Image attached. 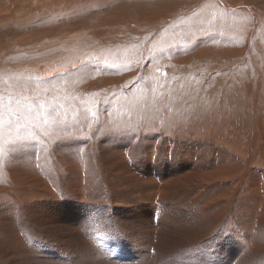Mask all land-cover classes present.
Segmentation results:
<instances>
[{"label": "rangeland", "instance_id": "374dc122", "mask_svg": "<svg viewBox=\"0 0 264 264\" xmlns=\"http://www.w3.org/2000/svg\"><path fill=\"white\" fill-rule=\"evenodd\" d=\"M73 1L0 0V264H264V0ZM241 150L205 203L196 163Z\"/></svg>", "mask_w": 264, "mask_h": 264}, {"label": "bare ground", "instance_id": "6f19581e", "mask_svg": "<svg viewBox=\"0 0 264 264\" xmlns=\"http://www.w3.org/2000/svg\"><path fill=\"white\" fill-rule=\"evenodd\" d=\"M78 0H76V3H78L77 2ZM80 1H82V0H80ZM38 2V1H37ZM50 2V1H49ZM70 2V1H69ZM73 2H75V1H73L72 0V3ZM204 44V43H203ZM182 49V48H181ZM170 53V52H169ZM178 53V52H177ZM174 54V53H173ZM186 54V53H185ZM183 56H184V54H182ZM188 55V54H187ZM178 57V56H177ZM176 57V58H177ZM77 63V62H76ZM91 66V65H90ZM78 67V66H77ZM73 68V67H72ZM96 67H94V69L92 68V70H90V71H88V73L90 74V75H84V76H87V77H85L84 79H86V80H89L90 79V81H92V80H94V79H92L93 77H96V76H98V75H101L102 74V71L100 70V71H98V70H96L95 69ZM101 68V67H100ZM109 68H111V67H109ZM65 69V68H64ZM102 69V68H101ZM63 70V69H62ZM62 70H61V72H62ZM106 70V69H105ZM112 70V69H111ZM58 71V70H57ZM69 71V70H68ZM74 71V70H73ZM106 72V71H105ZM111 73V72H110ZM64 74V73H63ZM91 76V77H90ZM81 79V78H80ZM84 79H82V80H84ZM75 80V79H74ZM78 80V79H77ZM82 80H81V83H82ZM85 80V81H86ZM80 81V80H79ZM78 81V82H79ZM101 84H103V83H106V82H109V81H111L110 80V78H101L100 80H98ZM75 82V81H74ZM96 81H94V82H92V85H94V83H95ZM83 84H84V82H83ZM78 85H79V83H78ZM120 85V84H119ZM85 87V86H84ZM124 87V86H123ZM91 89V88H90ZM54 117V116H53ZM90 123V122H89ZM173 125V124H172ZM125 132V131H124ZM210 133V132H209ZM78 134V133H77ZM260 134V133H259ZM121 137V136H120ZM125 138V137H124ZM262 138V137H261ZM127 141V140H126ZM75 143V142H74ZM79 143V142H78ZM224 144H225V146L226 147H228L229 149H233V150H235V151H239V149H241V147L240 146H237V145H235V144H233L232 142H230L228 139H224V142H223ZM89 144V143H88ZM153 144V143H152ZM100 145V144H99ZM127 145V144H126ZM129 145V144H128ZM151 145V144H150ZM158 145V144H157ZM143 146V145H142ZM82 147V146H81ZM98 147V146H97ZM101 147V146H100ZM127 147V146H126ZM132 147H133V150L135 149L134 147H136V146H133L132 145ZM152 147V146H151ZM158 147H160V146H158ZM104 148V147H103ZM154 148V147H153ZM193 148V147H192ZM251 148H253V146H251ZM84 150H82V151H84V152H82V153H85V148H83ZM111 149V148H110ZM244 149H246V148H244ZM80 150V151H81ZM105 150H107V149H105ZM113 151V150H112ZM127 151H128V149H127ZM130 151V150H129ZM137 151V150H136ZM191 151V150H190ZM234 151V152H235ZM243 153H244V155L243 156H241V157H243V159L241 160H239V161H236L235 160V158H233L232 156H231V154L230 155H227V156H225V157H223V156H221V158H218V157H215L214 159H213V162H211V163H213V165L212 166H210V168L209 167H205V166H207V163H196L197 164V166H196V168L193 170V171H195L196 173H194V176H191L190 178V180H191V183H193V186H194V188L197 190V191H194L195 193H200V192H202V191H206L207 192V194H208V197H207V199H205V203H209V201H210V203H214V201H219V202H221V201H224V197L225 196H227L228 197V195L234 190L235 191V189L237 188L236 186V183H234V182H230V181H227L226 179H231L230 177H233V174H234V172L233 171H239V172H242L243 170L245 171V170H247V169H249V167L252 165V163H253V159H252V157L250 156V152H246V151H244V150H241ZM257 151V150H256ZM93 152V151H92ZM132 152V151H131ZM153 151L151 150V153H152ZM156 152V151H155ZM161 152V151H160ZM162 152H164V151H162ZM177 152V151H176ZM245 152H246V154H245ZM134 153V155H136L135 154V152H133ZM154 153V152H153ZM152 153V154H153ZM159 153V152H158ZM231 153V152H230ZM86 154V153H85ZM111 154V153H110ZM156 154V153H155ZM172 154H174V153H172ZM191 154H192V152H191ZM88 155V154H87ZM251 155H253V154H251ZM200 156V155H199ZM37 157V156H36ZM163 157V156H162ZM166 157V156H165ZM187 157V156H186ZM198 157V156H197ZM238 157V156H237ZM87 158V157H86ZM190 158H191V156H190ZM29 159V158H28ZM88 159V158H87ZM86 159V160H87ZM138 159V158H137ZM165 159V158H164ZM200 159V158H199ZM31 160V159H30ZM37 160H38V157H37ZM135 160V159H134ZM134 160H132V161H134ZM78 161V160H77ZM222 161V162H221ZM27 162H29V161H27ZM26 162V163H27ZM30 162H32V161H30ZM87 162V161H86ZM90 162V161H89ZM7 163V162H6ZM15 163V162H14ZM62 163H63V161H62ZM255 163V162H254ZM90 164V163H89ZM17 166H18V164H16ZM29 165L30 164H28V168H29ZM205 165V166H204ZM256 166V170H255V174L254 175H256V176H258L257 177V182H256V184H255V186H253V187H251V186H248V187H250V188H254L255 187V189H256V193H258V192H260L259 194L260 195H262V191H264V168H263V164H259V162H258V164H255ZM8 166V165H7ZM60 166V165H59ZM63 166V165H62ZM94 166V165H93ZM11 168V167H10ZM18 168H19V166H18ZM18 168H17V171H18V173L20 174V175H22L23 177L25 176V175H29L28 176V182H26V181H24L23 183H29V184H35V183H33L34 182V180H36L37 179V176H38V174H40V176H41V174L42 175H44V173H47L48 175L50 174V176L52 177L51 179L53 180L54 178H53V174H51L50 172L52 171L48 166H45V168H44V170H40V166H39V164L37 163V169H38V172L36 173L34 170H32L33 171V173H34V175L35 176H33L32 174H30V173H27V171L25 172V171H23V169H24V167H23V169L22 170H18ZM52 168V167H51ZM95 168V167H94ZM132 168V167H131ZM206 168H207V170H206ZM12 169V168H11ZM76 169V168H75ZM26 170V169H25ZM77 170V169H76ZM75 170V171H76ZM98 170V169H97ZM96 170V171H97ZM253 170V171H254ZM79 171H81L80 169H79ZM84 171V170H83ZM135 171V170H134ZM250 172H252V170H249ZM4 172V171H3ZM5 172H6V170H5ZM14 172V171H13ZM15 172H16V168H15ZM30 172V171H29ZM106 172V171H105ZM109 172V171H108ZM130 172V171H129ZM215 172V175H212L213 173ZM17 173V174H18ZM32 173V172H31ZM82 173H85V171L84 172H82ZM92 172L91 171H89L88 172V169H87V173H86V176H84L85 177V179L83 180V184H85V183H87L88 181H90L93 177H92V174H91ZM107 173V172H106ZM110 174V173H109ZM176 174V173H175ZM222 174H227V176H224V177H221L222 176ZM241 174V173H240ZM252 174V173H251ZM32 175V176H31ZM105 175V174H104ZM128 175V174H127ZM130 175V174H129ZM235 175V174H234ZM40 176H39V178H40ZM119 176H121V175H119ZM165 176V175H164ZM170 176H171V174H169L168 175V183L169 182H171V181H169L170 180ZM237 176V175H236ZM248 176H250L249 174H248ZM247 176V177H248ZM98 177V176H97ZM96 177V178H97ZM123 177V176H122ZM246 177V178H247ZM96 178L94 179V181L96 180ZM103 178H105V176L103 177ZM128 178V177H127ZM140 178V177H139ZM153 178V177H152ZM164 178V177H163ZM166 178V177H165ZM214 178H215V180H214ZM254 178H255V176H254ZM25 179V178H24ZM41 179V178H40ZM39 179V180H40ZM50 179V178H49ZM98 179V178H97ZM106 179V178H105ZM239 179H241V178H239ZM249 179H250V177H249ZM256 179V178H255ZM93 180V179H92ZM91 180V181H92ZM128 180H130V179H128ZM141 180V179H140ZM219 180H224V181H219ZM234 180V179H233ZM235 180H237V179H235ZM245 180V179H244ZM14 181V180H13ZM77 181V180H76ZM79 181V180H78ZM82 181V180H81ZM103 181V180H102ZM248 181V180H247ZM251 183L253 182V181H251V180H249ZM36 182H37V180H36ZM160 184L162 183L161 182V180L160 181H158ZM205 182H207V184L206 185H208L209 186V188L206 186L205 187V185L203 184V183H205ZM210 182V183H209ZM40 183V182H39ZM79 183H81L80 181H79ZM78 183V184H79ZM89 183V182H88ZM92 183H93V181H92ZM92 183L90 184L91 186H92ZM101 183V182H100ZM105 183V182H104ZM113 183H114V181H113ZM116 183V182H115ZM150 183V182H149ZM157 182H155V183H153V184H156ZM159 183H157V184H159ZM209 183V184H208ZM238 183H241L240 181H238ZM237 183V184H238ZM248 183V182H247ZM37 184H38V182H37ZM82 184V183H81ZM80 184V185H81ZM88 184V185H89ZM98 183H96V185H97ZM111 184V183H110ZM128 184V183H127ZM245 184V183H244ZM40 185V184H39ZM47 185V184H46ZM80 185H79V187H80ZM94 185V184H93ZM112 185H114V184H112ZM177 185V184H176ZM253 185H254V183H253ZM52 186V185H51ZM50 186V187H51ZM77 186V185H76ZM75 186V187H76ZM84 186V185H83ZM121 186V183H120V185L118 186V187H120ZM150 186V185H149ZM157 186V185H156ZM162 186V185H161ZM240 186V185H239ZM28 187V189H32L33 187H32V185H31V187H29V185H26V188ZM48 187V186H47ZM86 187V186H85ZM99 187V186H98ZM109 187V186H108ZM115 187V186H114ZM158 187H159V185H158ZM167 187V186H166ZM205 187V188H204ZM247 187V188H248ZM42 188V187H41ZM82 188V187H81ZM80 188V189H81ZM87 188V187H86ZM85 188V190L87 191V189L89 190L90 188H87L86 189ZM110 188V187H109ZM150 188V187H149ZM246 188V187H245ZM55 189V188H54ZM79 189V188H78ZM94 189V188H93ZM92 189V190H93ZM98 189V188H97ZM106 189V188H105ZM161 189V188H160ZM163 189V188H162ZM239 189V188H238ZM244 189V188H243ZM43 190V192H44V189H42ZM46 190V189H45ZM49 190V189H48ZM50 190H52V189H50ZM77 190V189H76ZM91 190V191H92ZM99 190V189H98ZM97 190V191H98ZM104 190V189H103ZM109 190H111V189H109ZM125 190V189H124ZM152 190V189H151ZM154 190V189H153ZM250 190H252V189H250ZM254 190V189H253ZM257 190H258V192H257ZM25 191H26V189H25ZM47 191V190H46ZM45 191V192H46ZM155 191H158V190H156L155 189ZM162 191V190H161ZM239 191V190H238ZM242 191H244V190H242ZM242 191H241V193H240V195L242 194ZM249 191V190H248ZM247 191V192H248ZM79 192V191H78ZM93 192V191H92ZM110 192V191H109ZM108 192V193H109ZM111 192H112V190H111ZM153 191H151L150 193H152ZM159 192V191H158ZM164 192V191H163ZM245 192V191H244ZM254 192V191H253ZM252 192V193H253ZM13 193H15V192H13ZM20 193V192H19ZM52 193V192H51ZM53 193H54V191H53ZM77 193V192H76ZM84 193V196L87 194H85V192H83ZM89 193V192H88ZM94 193V192H93ZM100 193H101V191H100ZM105 193V192H104ZM104 193H102V194H104ZM156 193V192H155ZM160 194H161V192H159ZM158 193V194H159ZM248 193H250V192H248ZM255 193V192H254ZM264 193V192H263ZM22 194V193H21ZM46 194V193H45ZM55 194V193H54ZM91 194V193H90ZM98 194V196H99V193H97ZM111 194V193H110ZM113 194V193H112ZM203 194V193H202ZM232 194H234L233 192H232ZM15 195H16V193H15ZM26 195V193L24 194V196ZM83 195V194H82ZM89 195V194H88ZM101 195V194H100ZM151 195V194H150ZM204 195V194H203ZM245 195V194H244ZM87 196V195H86ZM85 196V197H86ZM104 196V195H103ZM119 196V195H118ZM165 196H167V195H165ZM183 196V195H182ZM230 196H231V194H230ZM263 196V195H262ZM53 197V196H52ZM81 197H83V196H81ZM84 197V198H85ZM89 197V196H88ZM88 197H87V199H88ZM102 197V196H101ZM157 197H159V195L157 196ZM16 198V197H15ZM15 198H13V199H15ZM47 198V197H46ZM83 198V199H84ZM93 198V197H92ZM100 198V197H99ZM113 198H115V197H113ZM204 198V197H203ZM202 198V199H203ZM231 198V197H230ZM230 198H228V199H230ZM233 198H235V197H233ZM233 198L231 199L232 201H233ZM105 199V198H104ZM149 199V198H148ZM227 199V200H228ZM254 199V198H253ZM256 199V198H255ZM24 200V199H23ZM36 200V199H35ZM89 200H90V198H89ZM99 200V199H98ZM97 200V201H98ZM201 200V199H200ZM230 200V201H231ZM260 200H261V198H260ZM7 201V200H6ZM14 201V200H13ZM84 201V200H83ZM122 201V200H121ZM133 201V200H132ZM9 202V201H8ZM15 202V201H14ZM92 202V201H91ZM119 202V201H118ZM128 202V201H127ZM227 202V201H226ZM225 202V203H226ZM257 202V201H256ZM37 203V202H36ZM123 203V202H122ZM237 203V202H236ZM251 203V202H250ZM253 203V202H252ZM217 204H218V202H217ZM234 204V203H233ZM261 204H263V208H264V196H263V198H262V200H261ZM120 205H121V203H120ZM232 205V204H231ZM255 205H257V204H255ZM118 206V205H117ZM222 206H223V203H222ZM228 206V205H227ZM230 206V205H229ZM258 206H260V205H258ZM205 207V206H204ZM203 207V208H204ZM207 207V206H206ZM234 207V206H233ZM214 208V207H213ZM201 210V209H200ZM214 210V212L216 213V212H220L219 211V208H215V209H213ZM225 211V210H224ZM235 211V210H234ZM264 211V210H263ZM46 212V211H45ZM14 213V212H13ZM234 213V212H233ZM239 213V212H238ZM263 213V212H262ZM205 214V213H204ZM221 215H223L222 213H221ZM225 215V214H224ZM204 216V215H203ZM250 216H252V215H250ZM261 216V215H260ZM48 217V216H47ZM72 217V216H71ZM263 217V216H262ZM215 218V217H214ZM219 218V217H218ZM224 218V217H223ZM247 218V217H246ZM206 219H207V217H206ZM222 219V218H221ZM220 219V220H221ZM263 219H264V217H263ZM210 220H212V219H210ZM216 220V219H215ZM224 220V219H223ZM261 220V222L260 223H263L262 222V219H260ZM50 221V220H49ZM256 222H257V220H255ZM34 222V221H33ZM46 222V221H45ZM201 222V221H200ZM218 222V221H217ZM252 222H254L253 221V219H252ZM259 222V221H258ZM205 223V222H204ZM256 224V225H261V224ZM246 224V223H245ZM203 225H205V224H202V226ZM212 225V224H211ZM214 225H215V223H214ZM218 225H219V223H218ZM254 224H251V226H253ZM221 226V225H220ZM226 226V225H225ZM229 226H231V225H229ZM255 226V225H254ZM48 227V226H47ZM74 227H76V226H74ZM256 227V226H255ZM263 227H264V225H263ZM40 228H41V226H40ZM174 228V227H173ZM211 228V227H210ZM219 228V227H218ZM220 228H222V227H220ZM231 228V227H230ZM253 228V227H252ZM260 228V227H259ZM216 230V228H213V230ZM223 229V228H222ZM254 229V228H253ZM49 230V229H48ZM203 230V229H202ZM212 230V231H213ZM209 231V230H208ZM232 232V231H231ZM211 233V232H210ZM241 233V232H240ZM255 233H256V229H255ZM21 234V233H20ZM218 234V233H217ZM259 234V233H258ZM264 234V233H263ZM52 235V234H51ZM21 236V235H20ZM24 237V236H23ZM195 237V236H194ZM264 237V236H263ZM250 238V237H249ZM257 238V237H256ZM259 238V237H258ZM76 239V238H75ZM261 238H259V240H260ZM74 240V239H73ZM202 240H204V239H202ZM252 240V239H251ZM258 241V240H257ZM261 242H263L264 243V241H261ZM22 243V242H21ZM21 243L19 244V245H21ZM188 243V242H187ZM251 243V242H250ZM190 244V243H189ZM260 244V243H259ZM23 245V244H22ZM251 245V244H250ZM262 245V244H261ZM264 245V244H263ZM216 246V245H215ZM260 246V245H259ZM263 247V246H262ZM264 248V247H263ZM263 248H261V251H262V249ZM255 251V250H254ZM259 251V250H258ZM263 251H264V249H263ZM253 252V251H252ZM250 253V252H249ZM254 253V252H253ZM260 253V252H259ZM243 254V253H242ZM252 254V253H251ZM245 255H247L246 254V252H245ZM250 256H253V255H250ZM244 257V256H243ZM253 258V257H252ZM252 258H251V260H252ZM249 259V258H248ZM246 261V260H245ZM248 261V260H247ZM246 261V262H247ZM255 261H256V259H255ZM254 261V262H255ZM243 262V261H242ZM253 262V263H254ZM244 263V262H243ZM250 263V262H249ZM241 264V263H240ZM247 264V263H246ZM251 264H252V262H251ZM256 264V263H255Z\"/></svg>", "mask_w": 264, "mask_h": 264}]
</instances>
